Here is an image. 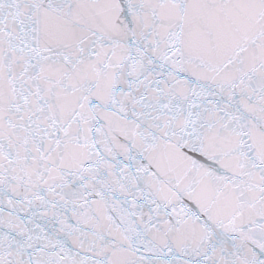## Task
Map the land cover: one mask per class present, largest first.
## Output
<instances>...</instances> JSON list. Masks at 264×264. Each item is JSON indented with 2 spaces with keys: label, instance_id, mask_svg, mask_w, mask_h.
I'll return each mask as SVG.
<instances>
[{
  "label": "snow or ice",
  "instance_id": "1",
  "mask_svg": "<svg viewBox=\"0 0 264 264\" xmlns=\"http://www.w3.org/2000/svg\"><path fill=\"white\" fill-rule=\"evenodd\" d=\"M0 264H264V0H0Z\"/></svg>",
  "mask_w": 264,
  "mask_h": 264
}]
</instances>
